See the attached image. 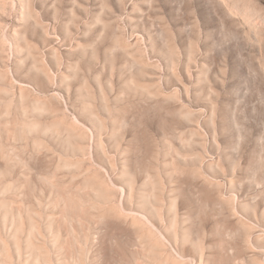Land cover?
<instances>
[{
    "label": "rangeland",
    "instance_id": "rangeland-1",
    "mask_svg": "<svg viewBox=\"0 0 264 264\" xmlns=\"http://www.w3.org/2000/svg\"><path fill=\"white\" fill-rule=\"evenodd\" d=\"M0 264H264V0H0Z\"/></svg>",
    "mask_w": 264,
    "mask_h": 264
}]
</instances>
